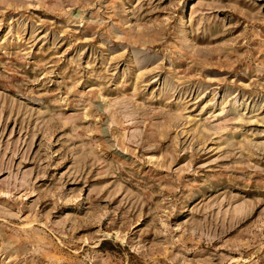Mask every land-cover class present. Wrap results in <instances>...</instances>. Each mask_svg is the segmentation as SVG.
<instances>
[{"label":"rangeland","instance_id":"obj_1","mask_svg":"<svg viewBox=\"0 0 264 264\" xmlns=\"http://www.w3.org/2000/svg\"><path fill=\"white\" fill-rule=\"evenodd\" d=\"M0 264H264V0H0Z\"/></svg>","mask_w":264,"mask_h":264}]
</instances>
